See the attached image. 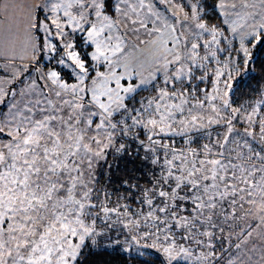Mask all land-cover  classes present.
<instances>
[{
    "label": "snow or ice",
    "instance_id": "snow-or-ice-1",
    "mask_svg": "<svg viewBox=\"0 0 264 264\" xmlns=\"http://www.w3.org/2000/svg\"><path fill=\"white\" fill-rule=\"evenodd\" d=\"M37 8L32 71L0 77V264H104L116 247L264 264V90L235 99L264 71V0ZM132 38L155 47L147 68L127 62Z\"/></svg>",
    "mask_w": 264,
    "mask_h": 264
},
{
    "label": "rangeland",
    "instance_id": "rangeland-1",
    "mask_svg": "<svg viewBox=\"0 0 264 264\" xmlns=\"http://www.w3.org/2000/svg\"><path fill=\"white\" fill-rule=\"evenodd\" d=\"M176 2L177 3H187V0H176ZM36 3L37 5H41L42 0H36ZM158 7L161 9V11H164L165 8L170 7V6L167 4H160L158 5ZM36 16H39L40 18H42V15L40 14V10L38 11V14ZM7 39L15 42L16 46H20V48H18L15 53L13 52L12 49L10 50L6 48L0 49V54L2 56L4 54H8L12 58V59H6V60L3 58L0 59V77H4V78L9 77L14 68H20L23 65H27L29 67V71H32V60H31L32 54H31L30 45L27 44L28 32L26 31V32H21V33L20 32L13 33V35H11ZM23 40L24 42H22ZM22 43L24 45L23 48L21 47ZM131 44L134 46L128 49V61L127 62L133 68H139L141 65H143L144 68H147L148 65L151 63L153 57L156 55L155 47L152 45H148V44H140L138 41L135 40V38H132ZM5 50H7V53H5ZM120 239L121 241H123L124 237L121 236ZM133 249L139 252L151 251L155 254H159L161 258L165 260L164 256L156 252L154 249L146 248V247L139 248V249H137L136 247H133Z\"/></svg>",
    "mask_w": 264,
    "mask_h": 264
},
{
    "label": "trees",
    "instance_id": "trees-1",
    "mask_svg": "<svg viewBox=\"0 0 264 264\" xmlns=\"http://www.w3.org/2000/svg\"><path fill=\"white\" fill-rule=\"evenodd\" d=\"M207 15H212L211 9H208ZM254 55L255 64L264 63V45H259L254 50ZM251 76H256V79H251ZM244 81V84L240 85L242 92L238 93L235 98L238 103L251 102L258 97V90H264V71L259 67H254L253 72L244 77ZM109 253L110 255L104 258V264H166V260L151 251L139 252L132 249L131 252H125L121 247H116L115 251L109 248Z\"/></svg>",
    "mask_w": 264,
    "mask_h": 264
},
{
    "label": "crops",
    "instance_id": "crops-1",
    "mask_svg": "<svg viewBox=\"0 0 264 264\" xmlns=\"http://www.w3.org/2000/svg\"><path fill=\"white\" fill-rule=\"evenodd\" d=\"M38 11L36 0H1L0 49H12L15 53L20 46H16L15 42L7 38L13 35V33L26 32L28 30L29 18L35 17ZM22 42H24V40ZM27 44L29 45V37L27 39ZM21 47H24L23 43ZM5 53H7V50H5ZM2 58L5 60L12 59L8 54H4L3 56L0 54V59Z\"/></svg>",
    "mask_w": 264,
    "mask_h": 264
}]
</instances>
